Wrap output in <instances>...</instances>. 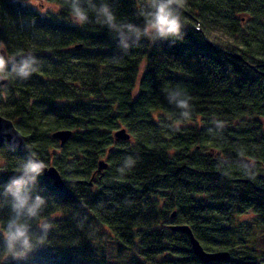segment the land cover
Segmentation results:
<instances>
[{
  "label": "trees",
  "instance_id": "trees-1",
  "mask_svg": "<svg viewBox=\"0 0 264 264\" xmlns=\"http://www.w3.org/2000/svg\"><path fill=\"white\" fill-rule=\"evenodd\" d=\"M39 1L59 12L0 0V42L45 65L0 85V115L27 138V152L0 143V185L29 151L64 180L40 178L54 230L27 264H264V0H181L184 42L127 55L107 29L68 23L62 0ZM138 3L119 0L118 16L142 23ZM165 84L192 97L190 121L165 126ZM120 129L130 140L115 139ZM61 130L73 132L65 146L52 137ZM129 155L137 163L121 174ZM184 224L230 260L202 262L171 230Z\"/></svg>",
  "mask_w": 264,
  "mask_h": 264
},
{
  "label": "clouds",
  "instance_id": "clouds-1",
  "mask_svg": "<svg viewBox=\"0 0 264 264\" xmlns=\"http://www.w3.org/2000/svg\"><path fill=\"white\" fill-rule=\"evenodd\" d=\"M119 0H62L67 11L66 19L75 26L89 25L107 29L116 40L118 54L127 55L131 50L157 42L183 43L185 40L184 15L181 0H139L136 8L142 23L118 16L115 5ZM45 68L33 51L9 52L0 42V80L23 83L33 74ZM164 97L174 109L169 115L167 128L190 121L193 118L192 97L179 86L162 88ZM213 127L207 129L211 136H219L224 122L212 120ZM137 157L127 156L118 167L123 174L132 170ZM49 167L48 162L36 151H29L15 167L9 180L0 185V264L15 261L27 264L29 257L49 241L54 224L46 214L52 199L39 187L40 178ZM3 169L0 168V172ZM83 223V221H81Z\"/></svg>",
  "mask_w": 264,
  "mask_h": 264
},
{
  "label": "water",
  "instance_id": "water-1",
  "mask_svg": "<svg viewBox=\"0 0 264 264\" xmlns=\"http://www.w3.org/2000/svg\"><path fill=\"white\" fill-rule=\"evenodd\" d=\"M8 81L0 80V85L3 86ZM73 136V132L70 130H61L55 132L52 137L60 142L61 146H65ZM115 139L117 141H128L130 140V134L126 129H120L115 133ZM27 138L15 127L14 123L2 115H0V143L11 144L13 147L18 148L22 152H27L26 145ZM99 172L106 170L108 168V163L102 159L99 162ZM45 175L49 177L57 188H62L64 186V180L62 179L59 171L55 166L48 167ZM172 216H175V212ZM171 230L188 235L191 240L193 253L204 263H209L212 261H227L230 260L231 256L229 253L220 251L206 252L200 241L194 236L191 228L184 224V226H171Z\"/></svg>",
  "mask_w": 264,
  "mask_h": 264
},
{
  "label": "rangeland",
  "instance_id": "rangeland-1",
  "mask_svg": "<svg viewBox=\"0 0 264 264\" xmlns=\"http://www.w3.org/2000/svg\"><path fill=\"white\" fill-rule=\"evenodd\" d=\"M33 3H34V5L36 6V7H40V8H44L43 9V14H46V12L49 10V11H52V12H55V13H58L59 12V9H60V7L58 8L55 4H53L52 5V3L50 2H46V1H44V2H41V1H39V0H33ZM44 3V4H43ZM45 5V6H44ZM55 6V7H54ZM68 21V20H67ZM68 23H70L69 21H68ZM72 24V23H71ZM105 160V159H104ZM104 171V170H103ZM56 187V186H55Z\"/></svg>",
  "mask_w": 264,
  "mask_h": 264
},
{
  "label": "bare ground",
  "instance_id": "bare-ground-1",
  "mask_svg": "<svg viewBox=\"0 0 264 264\" xmlns=\"http://www.w3.org/2000/svg\"><path fill=\"white\" fill-rule=\"evenodd\" d=\"M218 252H220V251H217V252H215V253H218Z\"/></svg>",
  "mask_w": 264,
  "mask_h": 264
}]
</instances>
